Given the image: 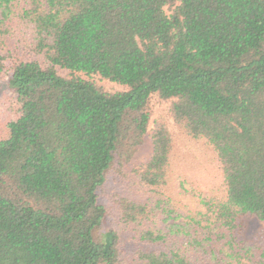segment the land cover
<instances>
[{
  "label": "trees",
  "instance_id": "16d2710c",
  "mask_svg": "<svg viewBox=\"0 0 264 264\" xmlns=\"http://www.w3.org/2000/svg\"><path fill=\"white\" fill-rule=\"evenodd\" d=\"M0 79V264H264V0H0ZM155 98L212 160L176 173L163 117L127 172Z\"/></svg>",
  "mask_w": 264,
  "mask_h": 264
},
{
  "label": "rangeland",
  "instance_id": "374dc122",
  "mask_svg": "<svg viewBox=\"0 0 264 264\" xmlns=\"http://www.w3.org/2000/svg\"><path fill=\"white\" fill-rule=\"evenodd\" d=\"M8 81L9 79H0V130L2 129L4 124L15 119V112L13 110L12 104L13 94H11V92H9L6 88ZM102 84L110 89L123 90L118 85L110 83L108 81H103ZM167 109L168 104L159 101L157 98L153 100L154 116L150 124L149 133L146 136L143 145L138 149V152L136 153L132 164L127 167L128 173H130L133 168L145 164L150 160L153 153V143L151 139V134L155 127V122L163 117L169 120L171 131L175 136V162L178 166H176V173L180 171L189 170L188 168H185L186 163H193L195 161L207 163L213 159L210 154V160L206 156L201 155V152H205L203 149L198 148L199 146H193L185 140L184 136L180 133L178 127L174 125L173 120L168 117ZM206 172L210 173H208L207 175L215 176L217 174V171L214 168H209ZM125 194L128 196L135 195V186L132 185L131 181L128 178L116 175L110 177L106 186L100 191V198L102 202L110 204L111 198L116 195ZM244 226L245 227L242 238L246 242L251 244H264V222L258 220L257 218H247L244 220ZM150 246L141 244L129 237L126 238L125 242V250L127 252L126 254L129 255H132L137 249L152 248Z\"/></svg>",
  "mask_w": 264,
  "mask_h": 264
}]
</instances>
